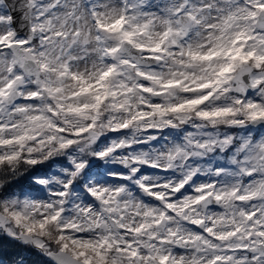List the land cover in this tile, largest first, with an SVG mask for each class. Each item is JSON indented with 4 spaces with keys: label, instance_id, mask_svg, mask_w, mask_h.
Wrapping results in <instances>:
<instances>
[{
    "label": "snow or ice",
    "instance_id": "snow-or-ice-1",
    "mask_svg": "<svg viewBox=\"0 0 264 264\" xmlns=\"http://www.w3.org/2000/svg\"><path fill=\"white\" fill-rule=\"evenodd\" d=\"M0 264H264V0H0Z\"/></svg>",
    "mask_w": 264,
    "mask_h": 264
},
{
    "label": "clouds",
    "instance_id": "clouds-1",
    "mask_svg": "<svg viewBox=\"0 0 264 264\" xmlns=\"http://www.w3.org/2000/svg\"><path fill=\"white\" fill-rule=\"evenodd\" d=\"M103 136H108V130L106 128H98L97 133H96V139L87 141L83 145V147H84L83 151H80L79 146H74L76 149V152L78 153L77 158H78L79 162L83 163L85 165V167H87V162L89 160H93V159L97 158V154L94 150L96 149L97 144H99L100 139ZM100 151L101 152L106 151L104 145H100ZM110 156H111V153H109L108 156L102 158L100 160L101 164H109L110 163ZM61 157L67 159L66 154L64 152H57L52 156H48L45 153H37L35 155L34 159H36L41 165H48L51 161H55ZM30 168H31V166L24 165L22 170L19 173H17L14 176L7 177L2 183H8L10 180L19 179L21 176L27 174V172L30 171ZM51 171L52 172H62V169H61V166L59 164L52 163L51 164ZM82 172H83V169H80L77 176L74 177L73 179L82 178V175H81Z\"/></svg>",
    "mask_w": 264,
    "mask_h": 264
}]
</instances>
